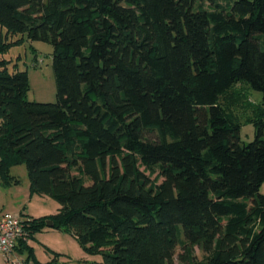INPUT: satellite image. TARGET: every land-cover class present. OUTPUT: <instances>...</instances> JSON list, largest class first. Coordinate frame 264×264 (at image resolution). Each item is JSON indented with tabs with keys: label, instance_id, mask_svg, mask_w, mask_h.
Listing matches in <instances>:
<instances>
[{
	"label": "trees",
	"instance_id": "1",
	"mask_svg": "<svg viewBox=\"0 0 264 264\" xmlns=\"http://www.w3.org/2000/svg\"><path fill=\"white\" fill-rule=\"evenodd\" d=\"M0 27L2 188L24 165L94 264H264V0H0ZM25 42L52 47L53 103L3 57Z\"/></svg>",
	"mask_w": 264,
	"mask_h": 264
},
{
	"label": "rangeland",
	"instance_id": "2",
	"mask_svg": "<svg viewBox=\"0 0 264 264\" xmlns=\"http://www.w3.org/2000/svg\"><path fill=\"white\" fill-rule=\"evenodd\" d=\"M0 34H5V30L1 27ZM32 50L35 51V55H33ZM51 53L52 47L49 44L25 42L21 46L11 48L3 56L6 60H12V65H16L18 71L27 72L29 82L27 100L30 102L53 103L56 100L55 79L51 67ZM12 65L9 68L10 73L13 72ZM245 90L249 101L254 104L261 102L262 94L260 92L250 89L247 85ZM239 138L241 143H249L254 140V127L251 124L243 125ZM10 175L14 176L19 183L11 185L8 188H2L0 186V216L10 213L24 219L41 220L57 215L60 206L54 200L48 196L36 195L30 192V183L24 165L12 167ZM259 192L261 194L264 193V183L260 187ZM20 212L25 213V215H20ZM48 221V219L45 220L46 226L41 231L35 233L33 239L29 240L28 238L26 241L37 263L47 264L53 260L55 254H58L57 264H94L101 262L100 256H94L85 252L71 235L47 227ZM179 253H182V250L177 248L174 256V264H179L177 258ZM15 256L20 262L25 263L28 258V252H16ZM193 256L195 259L201 260L204 254L197 247H194ZM0 264L10 263L0 255Z\"/></svg>",
	"mask_w": 264,
	"mask_h": 264
},
{
	"label": "built area",
	"instance_id": "3",
	"mask_svg": "<svg viewBox=\"0 0 264 264\" xmlns=\"http://www.w3.org/2000/svg\"><path fill=\"white\" fill-rule=\"evenodd\" d=\"M27 238L23 218L10 213L0 216V255L10 264H24L16 258L15 253L17 245L26 242Z\"/></svg>",
	"mask_w": 264,
	"mask_h": 264
},
{
	"label": "water",
	"instance_id": "4",
	"mask_svg": "<svg viewBox=\"0 0 264 264\" xmlns=\"http://www.w3.org/2000/svg\"><path fill=\"white\" fill-rule=\"evenodd\" d=\"M52 225H53V224H52V222H51V221H48V222H47V226H48V227H50V228H51V227H52Z\"/></svg>",
	"mask_w": 264,
	"mask_h": 264
},
{
	"label": "crops",
	"instance_id": "5",
	"mask_svg": "<svg viewBox=\"0 0 264 264\" xmlns=\"http://www.w3.org/2000/svg\"><path fill=\"white\" fill-rule=\"evenodd\" d=\"M0 206H1V201H0ZM2 206L4 207V205H2ZM22 214H23V212H20V215H22ZM23 215H25V213Z\"/></svg>",
	"mask_w": 264,
	"mask_h": 264
}]
</instances>
